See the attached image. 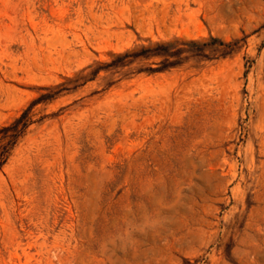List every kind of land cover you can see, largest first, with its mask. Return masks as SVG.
Here are the masks:
<instances>
[{
  "label": "rangeland",
  "instance_id": "1",
  "mask_svg": "<svg viewBox=\"0 0 264 264\" xmlns=\"http://www.w3.org/2000/svg\"><path fill=\"white\" fill-rule=\"evenodd\" d=\"M0 264H264V0H0Z\"/></svg>",
  "mask_w": 264,
  "mask_h": 264
},
{
  "label": "trees",
  "instance_id": "2",
  "mask_svg": "<svg viewBox=\"0 0 264 264\" xmlns=\"http://www.w3.org/2000/svg\"><path fill=\"white\" fill-rule=\"evenodd\" d=\"M213 41L216 42V40H213ZM17 137H18V133H17V135H15V136L13 137V140H15Z\"/></svg>",
  "mask_w": 264,
  "mask_h": 264
}]
</instances>
